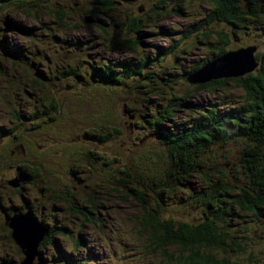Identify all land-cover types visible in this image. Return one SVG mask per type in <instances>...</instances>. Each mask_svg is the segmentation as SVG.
<instances>
[{
  "label": "rangeland",
  "instance_id": "374dc122",
  "mask_svg": "<svg viewBox=\"0 0 264 264\" xmlns=\"http://www.w3.org/2000/svg\"><path fill=\"white\" fill-rule=\"evenodd\" d=\"M56 9L65 17L56 19ZM135 18L141 28L131 31ZM243 18L236 26L214 21L211 0H0V261L19 264L25 258L5 222L16 210H27L24 205L44 228L33 264L153 263L135 224L143 212L129 198L127 189L134 186L143 188L149 208L161 205L163 218L199 223L202 209L189 197L200 177L176 174L158 134L170 136L166 124L187 120L195 110L189 106L200 112L239 109L243 92L231 83L220 98L206 92L183 98L180 108L171 109H178L176 119L157 128L150 110L160 115L170 104L161 103L158 113L157 97L144 92L151 79L133 74L136 79L125 80L119 70L113 74L122 82L111 85L104 73L107 65L134 71L144 62L146 76L184 96L195 88L184 74L222 49L251 48L264 69V18ZM123 39L134 41V49L114 50ZM213 148L211 165L225 163L223 151L239 166L237 144ZM32 160L34 166L26 164ZM22 163L17 174L13 167ZM25 173L32 179L22 182ZM156 181L175 188L174 195ZM249 232L264 238V226L249 225ZM250 251L264 256V242Z\"/></svg>",
  "mask_w": 264,
  "mask_h": 264
},
{
  "label": "trees",
  "instance_id": "16d2710c",
  "mask_svg": "<svg viewBox=\"0 0 264 264\" xmlns=\"http://www.w3.org/2000/svg\"><path fill=\"white\" fill-rule=\"evenodd\" d=\"M211 1L214 5V21H227L229 25L236 26L243 24V15L250 18H264V0ZM156 8L158 9V6ZM60 11L56 9L54 15L58 20L64 15ZM129 23L130 30L133 31L134 28H141L142 20L141 18L130 19ZM208 38L206 36L204 40L206 43L209 41ZM99 41L105 45L103 39H99ZM135 46L134 41L123 39L117 42L113 49L116 51L127 48L134 49ZM106 48L110 53L109 48ZM240 49L244 48L237 50ZM228 52H233V50L222 49L217 55H212L214 56L212 60L209 59L201 67H196L184 74L187 82L195 87L184 96L172 93V85L163 83L164 81L159 77L146 76L142 72L144 62L137 64L134 71H128L129 67L126 65H121L119 66L121 68L117 69L107 65L104 75L108 82L110 80L111 85H116L118 80L122 82L118 74H113V71L119 70L124 71L123 78L125 80L136 79L133 74L151 79V82H148L150 90L144 92L153 93V97H157L156 99L159 101L158 104H170L160 115L150 110L149 113H152L151 117L154 118L150 120V123L157 128L163 126L166 119H176L173 111L176 113L178 109H171L173 107L180 108L183 98L188 100L203 92L220 98V91L227 89L231 83H233L234 89H240L244 94V97H241L242 105L239 109L220 110L216 109L213 104L215 111L206 107L205 111L200 112L196 110L198 106H189L195 110H192V114L187 120L171 125L165 123L171 127L169 129L170 136L167 133L158 134L161 147L172 161L177 171L176 174L183 175L184 178L195 175L200 177V184L197 185L196 191L193 190V196H190L189 199L196 204V208L202 209L203 219L199 223L175 222L165 219L161 216L160 204L156 208L148 207L146 195L139 190L143 189L142 187L128 188L129 198L143 212L142 218L138 219L135 224L136 228L141 231V237L146 238L145 245L150 249V255L154 256L151 260L153 263L148 264H264V256L257 257L250 251L257 241L264 242V238L260 236L262 233L254 232L255 235H250L249 232V234H245L249 225L264 226V69L260 68L261 61L255 56L257 68L237 78L213 79L204 84H192L187 78L193 72L213 63ZM166 93H169L170 96H167ZM188 101L184 104H187ZM162 106V104L158 106V113L162 111ZM181 126H184V129L176 133ZM112 127L114 126H110V128ZM6 129L9 131V128L6 127ZM11 129L10 134H12ZM96 138L98 137H89L88 139L93 141ZM242 141H246V143ZM229 143L237 144L240 148L238 149L239 166L236 167L237 165L234 166V163L227 161L223 151L221 155L225 163L220 162L219 166L211 165L215 156L213 146L220 144L224 147ZM206 154H208V158H202ZM32 162L33 160L26 164L31 163L30 166H34L35 162ZM26 164H16L13 169L15 168L17 174H20L18 167L26 166ZM76 164L78 173L84 174V166L81 163ZM34 169L31 168V174L38 175ZM22 176V182L32 179L31 175L26 173ZM154 185L163 188L171 195L175 193V188L165 182L162 184L156 181ZM156 194L158 201L163 204L161 194L158 192ZM89 202L91 203V200ZM6 264H10L9 261Z\"/></svg>",
  "mask_w": 264,
  "mask_h": 264
},
{
  "label": "water",
  "instance_id": "95a60500",
  "mask_svg": "<svg viewBox=\"0 0 264 264\" xmlns=\"http://www.w3.org/2000/svg\"><path fill=\"white\" fill-rule=\"evenodd\" d=\"M252 50L241 49L240 52H230L192 76L189 81L194 84H204L221 78H237L254 71L258 64ZM224 64V65H221ZM221 65V66H220ZM6 223L12 229V238L22 249L25 258L21 264H33L38 253V247L44 240L41 223L31 213L7 217ZM34 226V229H33ZM37 232L39 230V233ZM39 234V235H38Z\"/></svg>",
  "mask_w": 264,
  "mask_h": 264
},
{
  "label": "bare ground",
  "instance_id": "6f19581e",
  "mask_svg": "<svg viewBox=\"0 0 264 264\" xmlns=\"http://www.w3.org/2000/svg\"><path fill=\"white\" fill-rule=\"evenodd\" d=\"M236 18V17H235ZM204 26V25H203ZM246 47V46H245ZM9 51V50H8ZM236 51H238V52H240L241 51V49L240 50H236ZM236 51H234L233 50V52H236ZM228 53H230V52H228ZM228 53L227 54H225L224 56H222V57H225V56H227L228 55ZM254 58H255V55H254ZM220 59V58H219ZM218 60V59H217ZM255 60H256V58H255ZM216 61V60H215ZM214 62V61H213ZM212 64V63H211ZM221 65H224V64H221ZM220 65V66H221ZM206 67V66H205ZM205 67H203L202 69H204ZM202 69H200V70H198V71H196V72H193L192 74H190V76H188V81H189V79L192 77V76H194L196 73H198L199 71H201ZM221 79H223V78H221ZM192 84H194V83H192ZM29 207H31V206H29ZM28 208V205H24V209H27ZM31 213L32 215L34 214L33 213V211H30V209H27L26 211H24V212H20V213H18V212H16V213H14V215L13 216H7V217H14V216H16V215H21V214H26V213ZM42 229H44L43 227H42ZM14 240V239H13ZM18 245V244H17ZM6 260H4V261H0V264H6ZM21 264V263H20Z\"/></svg>",
  "mask_w": 264,
  "mask_h": 264
},
{
  "label": "flooded vegetation",
  "instance_id": "af4514ba",
  "mask_svg": "<svg viewBox=\"0 0 264 264\" xmlns=\"http://www.w3.org/2000/svg\"><path fill=\"white\" fill-rule=\"evenodd\" d=\"M241 5H242V3H241ZM27 209H29V207H28ZM16 211H19L18 213H20V212H24L23 209L16 210ZM25 211H26V210H25Z\"/></svg>",
  "mask_w": 264,
  "mask_h": 264
}]
</instances>
